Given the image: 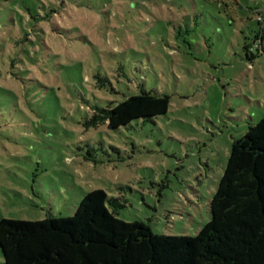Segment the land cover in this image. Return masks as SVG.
I'll return each mask as SVG.
<instances>
[{
	"label": "rangeland",
	"instance_id": "374dc122",
	"mask_svg": "<svg viewBox=\"0 0 264 264\" xmlns=\"http://www.w3.org/2000/svg\"><path fill=\"white\" fill-rule=\"evenodd\" d=\"M143 91L168 112L86 126ZM263 116L264 0H0V219L70 217L102 188L126 221L197 235Z\"/></svg>",
	"mask_w": 264,
	"mask_h": 264
},
{
	"label": "trees",
	"instance_id": "16d2710c",
	"mask_svg": "<svg viewBox=\"0 0 264 264\" xmlns=\"http://www.w3.org/2000/svg\"><path fill=\"white\" fill-rule=\"evenodd\" d=\"M170 104L169 95L143 91L97 107L86 126L118 129L166 114ZM109 205L125 206L96 188L70 217H2L5 264H264V116L235 140L210 201L211 219L197 235L157 234L143 221L118 217Z\"/></svg>",
	"mask_w": 264,
	"mask_h": 264
},
{
	"label": "built area",
	"instance_id": "2783aa9c",
	"mask_svg": "<svg viewBox=\"0 0 264 264\" xmlns=\"http://www.w3.org/2000/svg\"><path fill=\"white\" fill-rule=\"evenodd\" d=\"M259 19L262 20V19H263V16L261 15V16L259 17Z\"/></svg>",
	"mask_w": 264,
	"mask_h": 264
}]
</instances>
